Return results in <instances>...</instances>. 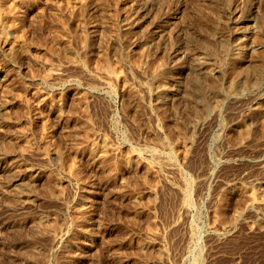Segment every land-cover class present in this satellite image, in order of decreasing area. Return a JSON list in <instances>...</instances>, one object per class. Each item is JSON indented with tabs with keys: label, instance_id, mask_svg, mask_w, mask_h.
Instances as JSON below:
<instances>
[{
	"label": "rangeland",
	"instance_id": "obj_1",
	"mask_svg": "<svg viewBox=\"0 0 264 264\" xmlns=\"http://www.w3.org/2000/svg\"><path fill=\"white\" fill-rule=\"evenodd\" d=\"M0 264H264V0H0Z\"/></svg>",
	"mask_w": 264,
	"mask_h": 264
},
{
	"label": "bare ground",
	"instance_id": "obj_2",
	"mask_svg": "<svg viewBox=\"0 0 264 264\" xmlns=\"http://www.w3.org/2000/svg\"><path fill=\"white\" fill-rule=\"evenodd\" d=\"M247 1H248V0H247ZM249 1H250V0H249ZM204 5H205V4H204ZM217 17H218V16H217ZM220 19H221V18H220ZM246 19H247V18H246ZM219 21H220V20H219ZM209 48H210V47H209ZM219 51H220V50H219ZM236 51H237V50H236ZM236 51H235V52H236ZM235 52H234V53H235ZM233 55H234V54H233ZM228 56H229V55H228ZM223 57H224V56H223ZM180 66H181V65H180ZM151 67H152V66H151ZM113 68H114V67H113ZM233 70H234V69H233ZM255 71H256V70H255ZM224 72H225V71H224ZM229 72H230V71H229ZM233 72H234V71H233ZM249 73H250V72H249ZM235 74H237V73H235ZM231 77H232V76H231ZM239 77H240V76H239ZM255 77H256V76H255ZM235 79H236V78H235ZM243 79H244V78H243ZM239 81H240V80H237L236 82H232V86L236 88V86H234V85H237V83H240ZM241 81H242V80H241ZM243 81H244V80H243ZM243 81H242V82H243ZM245 85H246V84H245ZM255 85H256V84H255ZM232 86L230 85L231 88H232ZM228 88H229V87H228ZM232 89H233V88H232ZM230 90H231V89H230ZM234 90L236 91V89H233V90H231V91H234ZM239 90H241V89H239ZM189 98H190V97H189ZM202 99H203V98H202ZM205 100H206V99H205ZM209 105H210V104H209ZM215 107H216V106H215ZM261 133H262V132H261ZM18 187H19V186H18ZM15 188L17 189V187H15ZM19 188H20V187H19ZM188 188H189V187H188ZM18 190H19V189H18ZM187 190L189 191V189H187Z\"/></svg>",
	"mask_w": 264,
	"mask_h": 264
}]
</instances>
